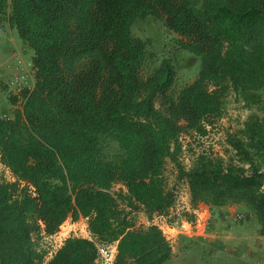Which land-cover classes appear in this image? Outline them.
<instances>
[{
	"label": "trees",
	"instance_id": "16d2710c",
	"mask_svg": "<svg viewBox=\"0 0 264 264\" xmlns=\"http://www.w3.org/2000/svg\"><path fill=\"white\" fill-rule=\"evenodd\" d=\"M146 16L200 58L176 94L170 59L142 73L147 42L131 26ZM0 20L33 50L35 78L10 82L20 103L0 114V162L14 178H0V264H93L96 241L116 242L114 264H165L161 228L130 215L169 214L166 162L192 209L244 207L264 236V0H0ZM229 92L251 111L227 133L226 157L192 150L186 167L181 137L206 136ZM68 218H85L95 240L68 236L46 260L37 238Z\"/></svg>",
	"mask_w": 264,
	"mask_h": 264
},
{
	"label": "rangeland",
	"instance_id": "374dc122",
	"mask_svg": "<svg viewBox=\"0 0 264 264\" xmlns=\"http://www.w3.org/2000/svg\"><path fill=\"white\" fill-rule=\"evenodd\" d=\"M202 0H196L198 7ZM11 29L5 26L1 35H6ZM13 33L17 31L12 29ZM131 34L147 42V55L142 65L143 75L154 71L164 58L170 59L176 70V82L173 90L175 94L197 75L200 58L177 45V36L169 31L160 20L152 16L136 20L131 26ZM19 38V37H18ZM33 56V50L24 44L23 59L14 72V76L22 67L28 65ZM264 102V98H263ZM260 115H264V103L261 108H255ZM250 108L237 100L233 92H229L222 117L217 124L210 128L204 137L183 136V152L181 160L186 167L192 162L193 151L207 149L226 157V135L242 125ZM112 151L115 149L111 145ZM165 175L167 188L172 190L174 204L168 215L145 213L142 209L132 212L135 227H146L150 224L158 225L171 246L170 259L165 264H264V236L258 232V224L250 213L239 206H231L229 210L211 211L205 204H198L192 209L188 185L185 180H177L176 169L170 162H166ZM0 178L14 180L10 171L0 162ZM120 185L113 187V191ZM193 214V220L187 221L185 212ZM237 213L240 218H236ZM86 219L77 221L66 219L59 230L52 237L40 234L39 246L47 251L46 258L61 246L68 236H85ZM36 238V235L34 236Z\"/></svg>",
	"mask_w": 264,
	"mask_h": 264
},
{
	"label": "crops",
	"instance_id": "0c3cea01",
	"mask_svg": "<svg viewBox=\"0 0 264 264\" xmlns=\"http://www.w3.org/2000/svg\"><path fill=\"white\" fill-rule=\"evenodd\" d=\"M6 33V35H0V89L4 85L5 89L0 90V114L11 116L12 112L19 105H12L9 103L8 97L10 93H16L19 88L10 85L14 78V72L18 69L20 62L23 59L24 44L20 38L16 37L13 33L12 28ZM17 34V33H16ZM32 58V57H31ZM22 67V66H21ZM28 65L23 67L27 72V87H32L35 83V78L32 74L29 75ZM234 205H228L222 207L221 210H229ZM209 208V207H208ZM70 219V218H68ZM46 237H52L54 235H45ZM49 258H46V260Z\"/></svg>",
	"mask_w": 264,
	"mask_h": 264
},
{
	"label": "built area",
	"instance_id": "2783aa9c",
	"mask_svg": "<svg viewBox=\"0 0 264 264\" xmlns=\"http://www.w3.org/2000/svg\"><path fill=\"white\" fill-rule=\"evenodd\" d=\"M5 31V27L3 23L0 20V35L3 34ZM30 64H28V67ZM27 73L23 68L20 70L17 75L13 78V84L19 85L23 81H25ZM236 218H240V214L237 213ZM87 228V225H86ZM87 230V229H86ZM86 235L83 237H87L89 239H94V237L90 234V232L87 230L85 231ZM95 240V239H94ZM96 249H97V256L93 262V264H114L116 253H117V246L116 242L112 243H103L96 241Z\"/></svg>",
	"mask_w": 264,
	"mask_h": 264
}]
</instances>
